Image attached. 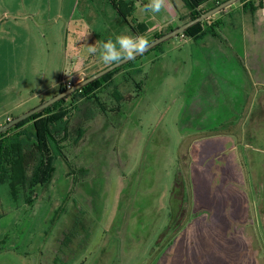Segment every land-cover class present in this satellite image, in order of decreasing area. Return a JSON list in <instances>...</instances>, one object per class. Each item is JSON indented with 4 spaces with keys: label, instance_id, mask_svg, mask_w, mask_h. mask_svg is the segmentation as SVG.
Listing matches in <instances>:
<instances>
[{
    "label": "rangeland",
    "instance_id": "374dc122",
    "mask_svg": "<svg viewBox=\"0 0 264 264\" xmlns=\"http://www.w3.org/2000/svg\"><path fill=\"white\" fill-rule=\"evenodd\" d=\"M135 1L128 22L147 25L149 43L180 27L179 13L189 15L182 0H168L158 14L140 10L148 0ZM219 1L201 0L198 9ZM240 8L212 17L198 39L166 41L72 100L55 130L68 147L52 158L44 184L20 198L0 185V264H263L259 211L250 208L246 220L232 199L234 186H246L247 164L232 169L230 137H216L231 133L232 109L228 96L219 103L215 76L229 77L224 25ZM129 24L108 0H0V125L53 98L62 79L72 87L107 68L87 48L135 36ZM27 144L31 153L34 141ZM41 164L29 166L30 178ZM236 218L255 234L240 232L246 227Z\"/></svg>",
    "mask_w": 264,
    "mask_h": 264
},
{
    "label": "crops",
    "instance_id": "0c3cea01",
    "mask_svg": "<svg viewBox=\"0 0 264 264\" xmlns=\"http://www.w3.org/2000/svg\"><path fill=\"white\" fill-rule=\"evenodd\" d=\"M258 1H262L260 9L250 13L244 10L243 4H241L238 13L231 15L227 19L228 23L226 22L224 25L229 29L228 34H230H226L230 42V48L227 50L230 53L229 77L226 75L222 77L221 73L220 77L215 76V89L220 104L223 102H221V98L228 96L224 101L232 109L231 133L226 135L221 130L216 137H230V152L234 157L231 160L232 169L242 168L241 159L247 164L246 186L244 189L234 186L232 199L241 212L245 211L246 220L250 219V208L257 207L259 211H256L259 219L256 224L257 232L262 234L264 244V161H257L255 155L256 153L264 154V0ZM224 31L227 32L226 29ZM69 80L70 77L62 79L59 85L60 89L71 85L66 84ZM55 94L57 95V93ZM28 111L30 109L21 112L17 117ZM17 117L11 113L7 116L6 123ZM243 153H245L244 158L242 157ZM5 214L0 207V218H3ZM229 220L231 219L225 217L221 224L225 225ZM233 224H244L246 228L239 229L240 232L255 234V230L249 228L247 222L243 223L236 218Z\"/></svg>",
    "mask_w": 264,
    "mask_h": 264
},
{
    "label": "trees",
    "instance_id": "16d2710c",
    "mask_svg": "<svg viewBox=\"0 0 264 264\" xmlns=\"http://www.w3.org/2000/svg\"><path fill=\"white\" fill-rule=\"evenodd\" d=\"M108 1L110 2L114 10L117 12V14L129 24L128 22L129 19L133 18L137 10L136 1L135 0H108ZM182 1L184 2L186 9L189 11V15L185 16L183 15V13L182 14L179 13V19L182 22L181 26L185 23H188L191 20L198 18L202 13H205L217 7L218 5L222 4L227 0L219 1L209 9H205V10L198 9L201 0H182ZM247 1L248 0H240L237 3H240V5L243 4V9L250 13H254L256 10L262 7V3L260 4H256L255 2L248 3ZM235 4H233L230 7H233ZM224 11L218 14H221ZM185 20L188 21L186 22ZM210 20L211 18L197 25H194L193 27L189 28L185 33L179 35V37L181 36L186 37L190 40L198 39V37L208 33L205 31L203 32L202 29L204 26L209 24ZM130 28L132 32L135 33L136 36L145 35L149 30L147 25L139 22L132 23L130 25ZM175 29L173 28L166 33H161L159 35H156L153 38V40L160 38L163 35ZM208 29L213 30L211 28ZM153 40H151V42ZM159 46L155 47L153 50L157 49ZM136 60L137 58L125 64L124 66L112 71L111 73L105 75L104 77L94 81L93 83L85 86L81 90L70 95L68 98L57 102L56 104L47 108L46 110L35 114L29 119L18 124L17 126L0 134V185L8 184L10 188V194L15 198H17V196L21 197V194L26 192L25 190H28L29 188L32 190L34 184L43 185L45 182L44 176L46 175V170L49 169L51 170V172L54 170V168H49V165L52 163L51 161L52 158L53 157L58 158V156L62 157V154L68 147L69 142H67V139L61 142L58 141V139L56 138L57 136L55 130L58 128L60 121H62L64 117L68 115V112L70 110H73L72 108L74 104L72 103L73 102L72 100L77 99L79 97L87 98L90 94H92L91 92L99 89L101 83L111 78L116 72L120 71L122 68L126 66H131ZM66 89H68V87L61 88L59 93L65 91ZM113 95H115V99L117 102H121L125 99L118 93V91ZM68 100H71V104H69V106L66 105ZM42 103H44V101ZM30 141L31 142L34 141V145L32 146V151H31L32 154L27 153L28 151L27 142ZM33 162H35V166L37 167L40 166L41 163L42 164L40 171L36 173L34 176H32L33 178H30L28 173V168L30 165L34 166Z\"/></svg>",
    "mask_w": 264,
    "mask_h": 264
},
{
    "label": "water",
    "instance_id": "95a60500",
    "mask_svg": "<svg viewBox=\"0 0 264 264\" xmlns=\"http://www.w3.org/2000/svg\"><path fill=\"white\" fill-rule=\"evenodd\" d=\"M240 0H227L225 2H223L222 4L218 5L217 7L202 13L198 18L189 21L188 23L183 24L182 26L176 28L175 30L163 35L160 38H157L155 40H153L152 42L149 43V46L147 48V50L143 53L146 54L147 52L153 50L155 47L161 45L162 43L169 41L179 35H182L183 33H185L189 28L193 27L194 25H197L203 21H206L210 18H212L213 16H215L216 14L226 10L227 8H229L230 6H232L233 4L239 2ZM142 55H137L135 57L139 58ZM133 59V60H135ZM133 60H123L120 63H115L112 64L110 66H108L107 68L97 72L96 74L86 78L85 80L79 82L78 84L74 85L71 88L66 89L63 92L58 93L57 95H55L53 98H51L50 100L40 104L39 106L33 108L32 110L22 114L21 116L7 122L5 125L0 127V134L8 131L9 129L17 126L18 124H20L21 122L29 119L30 117L34 116L37 113H40L44 110H46L47 108L53 106L54 104H56L57 102L68 98L70 95L76 93L77 91L81 90L82 88H84L85 86L93 83L94 81L104 77L105 75L111 73L112 71L124 66L125 64L133 61Z\"/></svg>",
    "mask_w": 264,
    "mask_h": 264
},
{
    "label": "clouds",
    "instance_id": "9594fccd",
    "mask_svg": "<svg viewBox=\"0 0 264 264\" xmlns=\"http://www.w3.org/2000/svg\"><path fill=\"white\" fill-rule=\"evenodd\" d=\"M168 0H148L140 10L146 13L158 14L167 6ZM149 46V41L143 35L120 34L115 40L108 39L98 49L96 45H89L87 51L91 55L99 53L100 60L105 65L120 63L123 60H133L137 55H143Z\"/></svg>",
    "mask_w": 264,
    "mask_h": 264
},
{
    "label": "built area",
    "instance_id": "2783aa9c",
    "mask_svg": "<svg viewBox=\"0 0 264 264\" xmlns=\"http://www.w3.org/2000/svg\"><path fill=\"white\" fill-rule=\"evenodd\" d=\"M67 87H68V88H71V85H68Z\"/></svg>",
    "mask_w": 264,
    "mask_h": 264
}]
</instances>
